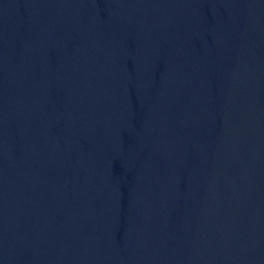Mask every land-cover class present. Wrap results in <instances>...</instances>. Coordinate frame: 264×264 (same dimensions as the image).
<instances>
[{
    "label": "water",
    "instance_id": "water-1",
    "mask_svg": "<svg viewBox=\"0 0 264 264\" xmlns=\"http://www.w3.org/2000/svg\"><path fill=\"white\" fill-rule=\"evenodd\" d=\"M0 264H264V0H0Z\"/></svg>",
    "mask_w": 264,
    "mask_h": 264
}]
</instances>
